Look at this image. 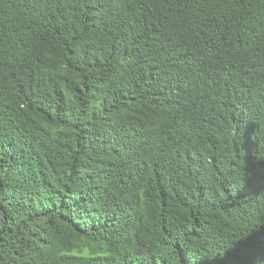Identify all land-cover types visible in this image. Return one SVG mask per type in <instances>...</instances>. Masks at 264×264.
<instances>
[{
	"label": "trees",
	"instance_id": "obj_1",
	"mask_svg": "<svg viewBox=\"0 0 264 264\" xmlns=\"http://www.w3.org/2000/svg\"><path fill=\"white\" fill-rule=\"evenodd\" d=\"M262 240L264 0H0V264Z\"/></svg>",
	"mask_w": 264,
	"mask_h": 264
},
{
	"label": "snow or ice",
	"instance_id": "obj_2",
	"mask_svg": "<svg viewBox=\"0 0 264 264\" xmlns=\"http://www.w3.org/2000/svg\"><path fill=\"white\" fill-rule=\"evenodd\" d=\"M261 247H264V240L260 241ZM250 250L248 247H245L244 249L238 250V254H243V252H246ZM231 264H240L239 261H233Z\"/></svg>",
	"mask_w": 264,
	"mask_h": 264
}]
</instances>
